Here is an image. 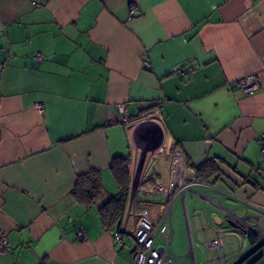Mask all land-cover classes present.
I'll return each instance as SVG.
<instances>
[{
  "label": "crops",
  "instance_id": "0c3cea01",
  "mask_svg": "<svg viewBox=\"0 0 264 264\" xmlns=\"http://www.w3.org/2000/svg\"><path fill=\"white\" fill-rule=\"evenodd\" d=\"M120 102L130 120L106 123ZM262 133L264 0H0V264H132L137 208L161 209L138 185H167L177 149L199 182L179 201V253L237 264L264 234ZM117 156L124 246L98 211L118 191ZM92 169L102 188L86 206L72 189Z\"/></svg>",
  "mask_w": 264,
  "mask_h": 264
},
{
  "label": "built area",
  "instance_id": "2783aa9c",
  "mask_svg": "<svg viewBox=\"0 0 264 264\" xmlns=\"http://www.w3.org/2000/svg\"><path fill=\"white\" fill-rule=\"evenodd\" d=\"M138 13V7L135 4L128 6V17L131 19ZM40 59V54H36ZM177 73L181 74L178 70ZM240 89L246 94L254 93L259 85L253 74L241 76L238 79ZM35 108L42 112L43 105L38 102ZM119 114L110 118L106 123L128 122L130 120L129 110L125 102L117 104ZM260 154L264 158V133L259 136ZM194 174L188 173L185 164L184 154L180 149L174 150L171 162V178L167 185L155 184L144 181L139 183V192L144 197L157 200L161 206L160 212L153 217L146 206L137 208L135 214V224L130 232L133 239L131 249L132 264H177L175 255L171 250L172 226L171 217L173 204L177 198L184 202V191L192 189L194 184H198ZM206 185V184H205ZM117 244L124 246L123 236L119 230L110 229ZM258 238L241 255L240 264H264V234L256 231ZM80 238H85L84 231L78 230ZM8 245L5 235H0V251H4Z\"/></svg>",
  "mask_w": 264,
  "mask_h": 264
},
{
  "label": "trees",
  "instance_id": "16d2710c",
  "mask_svg": "<svg viewBox=\"0 0 264 264\" xmlns=\"http://www.w3.org/2000/svg\"><path fill=\"white\" fill-rule=\"evenodd\" d=\"M126 162V156H117L113 158L111 171L117 182L118 191L116 194L109 196L98 209L102 225L107 229L113 228L119 230V224L124 213L129 189V172ZM207 165L208 163L202 166L203 171L209 170L205 169ZM210 170L211 173L209 172L207 176H211L216 168L212 165ZM101 188V173L99 170L92 169L87 173L78 176L76 184L72 189V195L79 203L89 206L93 203L94 198L100 192Z\"/></svg>",
  "mask_w": 264,
  "mask_h": 264
},
{
  "label": "rangeland",
  "instance_id": "374dc122",
  "mask_svg": "<svg viewBox=\"0 0 264 264\" xmlns=\"http://www.w3.org/2000/svg\"><path fill=\"white\" fill-rule=\"evenodd\" d=\"M186 199H187V201L190 200L189 194H186ZM179 201H180L179 198H177L175 200L174 205H173L174 207H173L172 217H171V226H172L171 250L175 255V259H176L177 264H188L185 261L184 257L182 256V254L179 253V252L184 251V250H186V252H187V250L189 248L186 236L185 237H184V235L179 236L178 231H177V230H180L182 228L181 227L182 223L180 221L181 213H180L179 207H178ZM189 264H190V260H189Z\"/></svg>",
  "mask_w": 264,
  "mask_h": 264
},
{
  "label": "water",
  "instance_id": "95a60500",
  "mask_svg": "<svg viewBox=\"0 0 264 264\" xmlns=\"http://www.w3.org/2000/svg\"><path fill=\"white\" fill-rule=\"evenodd\" d=\"M241 260H238V263L237 264H240Z\"/></svg>",
  "mask_w": 264,
  "mask_h": 264
}]
</instances>
